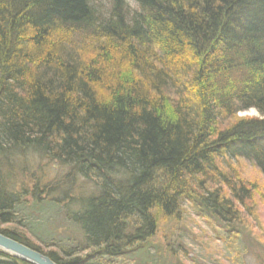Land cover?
Masks as SVG:
<instances>
[{
    "label": "trees",
    "instance_id": "obj_1",
    "mask_svg": "<svg viewBox=\"0 0 264 264\" xmlns=\"http://www.w3.org/2000/svg\"><path fill=\"white\" fill-rule=\"evenodd\" d=\"M94 1L0 0V232L58 264H165L182 251L151 238L189 202L236 230L222 243L242 264L234 203L249 211L254 188L239 162L264 178V0H112L104 19ZM18 148L74 177L29 176L28 193ZM75 176L94 189L69 193ZM0 264L30 263L0 250Z\"/></svg>",
    "mask_w": 264,
    "mask_h": 264
},
{
    "label": "rangeland",
    "instance_id": "obj_2",
    "mask_svg": "<svg viewBox=\"0 0 264 264\" xmlns=\"http://www.w3.org/2000/svg\"><path fill=\"white\" fill-rule=\"evenodd\" d=\"M125 1L129 2L130 9H135L134 2L131 0ZM94 3L96 13L99 17L104 19L108 15L107 13L111 7L112 0H95ZM70 38L72 41L74 37L70 36ZM74 41L76 42L77 38ZM69 44L71 45L70 40ZM103 61L105 63L101 62L99 65H111L115 67V71L118 75L120 71H123L124 74L130 71V66L126 65L123 61ZM99 65L95 66L99 67ZM126 75L130 76V74ZM240 116L249 119L251 117H257L258 114L254 109H250L240 112L238 117L240 118ZM10 158L12 165L9 168L17 171V175H20L17 177L20 180V183L23 182L24 186L28 189V193H31L29 191L32 190L34 185L32 182L33 179L29 176H33L34 178L40 177L39 181L45 185L50 183L55 185L58 183L59 186L62 182L64 184V175L66 173L67 175L74 177V171L69 166L60 165L55 160L50 159V157L48 158L47 156L39 155V153H36L33 150L25 152V150L18 148L10 154ZM238 168L241 176L254 186H252V188H254L252 198L250 200L246 199L245 201L246 207H249V211L245 206L240 207L236 201L234 203L237 208L236 210L241 213L237 230L241 229L240 238L238 239V243H240L239 248L244 247L240 254L242 264H264V178L259 169L246 160L240 161ZM76 177L77 176H75V178ZM20 185L21 184H19L17 180L14 189L19 190ZM70 186L72 188L69 189V193H72L75 196L94 189V185L83 177H77ZM43 191H45V188ZM43 191L41 192L42 198L45 197ZM24 198L28 201L27 204L33 200L30 194ZM188 203L189 202L184 203L181 210L182 214L178 217L180 218L178 221L170 222L165 228H163L162 225L157 234L154 235L155 237L151 238V241L159 247H165L171 242H174V248L177 251H182V253H179L182 257L177 256L176 252L173 256L168 255L166 256L167 258H163L165 264H235L234 257L229 254V249L222 243V239L224 241L225 238L231 236L229 231L237 233L236 230L223 228L226 231L224 230V232H222L221 226L218 223L213 220L207 221L202 215L200 216L196 213L191 204ZM61 208L62 209L58 212L57 218H55L56 220L52 219L50 221L49 228L58 233H65L64 231H66L69 226L65 214L69 208L63 206ZM20 210L22 215H25V211H23L24 209L22 208ZM251 211V214H253L252 216L250 214ZM43 216L44 215H42V218L45 219ZM243 228L244 231H242ZM37 244L44 250L43 246L38 242ZM132 259L135 261V258ZM178 259L180 262H177ZM161 264L164 263L162 262Z\"/></svg>",
    "mask_w": 264,
    "mask_h": 264
},
{
    "label": "water",
    "instance_id": "obj_3",
    "mask_svg": "<svg viewBox=\"0 0 264 264\" xmlns=\"http://www.w3.org/2000/svg\"><path fill=\"white\" fill-rule=\"evenodd\" d=\"M0 250L30 264H58L46 254L31 249L2 232H0Z\"/></svg>",
    "mask_w": 264,
    "mask_h": 264
}]
</instances>
